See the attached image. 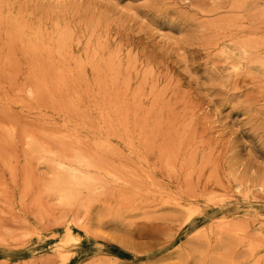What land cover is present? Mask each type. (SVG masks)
Wrapping results in <instances>:
<instances>
[{"label": "rangeland", "instance_id": "obj_1", "mask_svg": "<svg viewBox=\"0 0 264 264\" xmlns=\"http://www.w3.org/2000/svg\"><path fill=\"white\" fill-rule=\"evenodd\" d=\"M233 260L264 264V0H0V264Z\"/></svg>", "mask_w": 264, "mask_h": 264}, {"label": "bare ground", "instance_id": "obj_2", "mask_svg": "<svg viewBox=\"0 0 264 264\" xmlns=\"http://www.w3.org/2000/svg\"><path fill=\"white\" fill-rule=\"evenodd\" d=\"M244 46H245V45H244ZM245 47H247V46H245ZM248 49H249V48H248ZM241 50H242V49H241ZM243 54H244V53H243ZM253 65H255V64H253ZM257 65H258V64H257ZM261 65H262V64H261ZM261 65H260V66H261ZM233 67H235V66L233 65ZM28 145H29V144H28ZM48 151H49V150H48ZM45 152H46V151H45ZM81 156H82V155H81ZM81 156H80V157H81ZM34 157L37 158L38 155H37V156H34ZM78 157H79V156H77V159H78L77 161H79V160L81 159L80 157H79V158H78ZM36 158H35V159H36ZM59 158H60V157H59ZM67 158H68V157H67ZM69 158H70V157H69ZM72 159H73L74 162L76 161V160H75L76 158H72ZM36 160H37V159H36ZM38 160H39V159H38ZM58 160H59V159H58ZM82 160H83V158H82L80 161H82ZM80 161H79V162H80ZM38 162H39V161H38ZM42 162H43V161H42ZM69 162H70V161H69ZM74 162H73V163H74ZM39 163H40V162H39ZM80 163H81V162H80ZM55 164H56V163H55ZM57 164H58V163H57ZM74 164H76V162H75ZM81 164H82V163H81ZM77 165H78V163H77ZM58 166H59L60 169L65 170L64 167H63V164H62V165H58ZM58 166H57V167H58ZM66 167H67V166H66ZM80 167H81V166H80ZM82 167H83V166H82ZM59 168H58V169H59ZM95 168H96V167H95ZM67 169H68V168H67ZM95 170H96V169H95ZM65 171H66V173H68L67 170H65ZM59 172H60V170H59ZM70 172H71V174H75V173H76V170H75V169H71ZM60 173H61V172H60ZM62 173H63V172H62ZM62 173H61V176H63ZM110 173H111V172H110ZM110 173H109V175H110ZM71 174H70V175H71ZM87 174H88V173H87ZM65 175H66V174H65ZM76 175H78V174H75V175H74L75 178L77 177ZM89 175H90V174H89ZM89 175H88V176H89ZM61 176H59V178H60ZM86 176H87V175H86ZM70 177H71V176H70ZM78 177H79V176H78ZM83 177H84V175H83ZM83 177H82V178H83ZM91 177H92V176H91ZM109 177H110V176H109ZM111 177H113V176H111ZM61 178H62V180L65 179L64 177H61ZM61 178H60V181H59V182H61ZM75 178H74V180H75ZM79 178H80V177H79ZM85 178H86V177H85ZM89 178H90V177H89ZM92 178H93V177H92ZM95 178H96V177H95ZM113 178H114V177H113ZM83 179H84V178H83ZM115 179H116V178H115ZM67 180H68V179H67ZM70 180H73V179H70ZM74 180H73V182H74ZM85 180H86V179H85ZM89 180H90V179H89ZM79 181H80V180H79ZM86 181H88V179H87ZM92 181H93V180H92ZM57 182H58V181H57ZM57 182H56V183H57ZM63 182H64V185L61 184L62 187H63V186H64L65 188L68 187V186H65L66 184H65V181H64V180H63ZM68 182H69V181H68ZM88 182H89V181H88ZM88 182H87V183H88ZM78 183H80V182L77 181V184H78ZM83 183H84V182H83ZM69 184H70V183H69ZM75 184H76V183H75ZM75 184L73 183L74 187L76 188L78 185L76 186ZM80 184H81V183H80ZM80 184H79V186H81ZM70 185H71V184H70ZM85 185H86V184H85ZM59 186H60V184H59ZM93 187H94V186H93ZM75 188H71V189H72V190H75ZM80 188H81V187H80ZM59 189H60V188H59ZM62 189H64V188H62ZM67 189H68V188H67ZM76 189H78V188H76ZM52 190H54V189H52ZM72 190H71V191H72ZM62 191H63V190H61V192H62ZM64 191H65V189H64ZM72 192H73V191H72ZM72 192H71V193H72ZM59 194H60V193H59ZM72 194H73V196L75 195V193H72ZM72 194H71V195H72ZM71 195H70L69 192H68V193H62V194H60V198H61L62 200H64V202H67V203H68V202L70 201V199H71ZM56 196H57V194L55 193V197H56ZM75 197H76V196H75ZM57 198H58V197H57ZM61 199H59V200H61ZM72 199H73V198H72ZM75 199H76V198H75ZM71 201H72V200H71ZM67 203H65V204L68 205ZM69 203H70V202H69ZM211 203H212V202H211ZM63 204H64V203H63ZM71 204H72V202H71ZM71 204H70V205H71ZM175 204H176V203H175ZM175 204H174V205H175ZM175 207H176V206H175ZM169 208H170V207H169ZM172 208H173V207H172ZM180 208H181V207H180ZM173 209H174V208H173ZM181 209H182V208H181ZM195 209H196V208H195ZM184 210H186V209H184ZM189 211H190V210H189ZM185 212H187V211H185ZM190 212H194V213H195V211H193V210L190 211ZM187 213H188V212H187ZM196 213H197V212H196ZM187 217H191V214L189 213V215H188ZM221 217H222V216H221ZM187 219H188V218H187ZM189 219H190V218H189ZM189 219H188V220H189ZM72 220H73V219H72ZM185 220H186V219H185ZM63 221H64V220H63ZM64 222H65V221H64ZM183 222H184V221H183ZM187 222H188V221H187ZM187 222H186V223H187ZM69 223H70V222H69ZM226 223H227V222H226ZM74 224H75V223H74ZM74 224H73V225H74ZM227 224H228V223H227ZM67 225H68V224H67ZM69 225H70V224H69ZM217 225H218V224H217ZM220 225H221V224H220ZM225 225H226V224H225ZM230 225H231V224H230ZM232 225H233V224H232ZM183 226H184V224H183ZM210 226H211V224H210ZM222 226L224 227V224H222ZM222 226L219 227L218 229H219V230L222 229V228H223ZM226 226H227V225H226ZM226 226H225V227H226ZM239 226H240V225H239ZM225 227H224V228H225ZM226 228H227V227H226ZM228 228H229V227H228ZM230 228H231V226H230ZM230 228H229V229H230ZM224 230H225V229H224ZM224 230H223V231H224ZM232 230H233V229H231V232H232ZM237 230H238V228H237V229H234V232L237 231ZM242 230H243V229L238 230V232H240V231L242 232ZM214 231H216V230H214ZM225 231H226V230H225ZM217 233H218V232H217ZM226 233H227V232H226ZM229 233H230V232H229ZM66 234H67V235H66V236H67V241H70V242H71V241H73V242L75 241V239L72 238V231H71L70 229H67ZM227 234H228V233H227ZM196 235H197V234H196ZM203 235H204V234H203ZM206 235H207V234H206ZM243 235H244V234H243ZM216 236H217V235H216ZM219 236H221V235H219ZM234 237H235V236H234ZM242 237H244V236H242ZM217 238H218V236H217ZM220 238H221V237H220ZM235 238H236V237H235ZM237 238H238V237H237ZM244 238H245V237H244ZM252 238H253V237H252ZM221 239H222V238H221ZM225 239H226V238H225ZM204 240H206V239H204ZM207 240H208V238H207ZM222 240H224V239H222ZM239 240H241V239H239ZM224 241H225V240H224ZM227 241H228V240H227ZM229 241H230V240H229ZM256 241H257V239H256ZM235 242H236V241H235ZM244 242H245V241H244ZM251 243H252V242H251ZM251 243H250V244H251ZM65 244H66V243H65ZM68 244H70V243H68ZM227 244H228V243H227ZM227 244H226V246H228ZM229 244H230V243H229ZM239 244H242V241H241V243H239ZM261 246H262V245H261ZM251 247H252V246H251ZM254 247H256V246H254ZM254 247H253V248H254ZM247 248H248V245H247ZM247 248H246V250H247ZM253 248H252V249H253ZM256 248H257V247H256ZM259 248H260V246H259ZM259 248H258V249H259ZM60 249H61V248H60ZM248 249H249V248H248ZM255 250H256V249H255ZM255 250H254V251H255ZM255 252H256V251H255ZM255 252H254V253H255ZM250 254H251V253H250ZM67 255H68V254H67ZM62 256H63V255H60L61 260H62L63 262L67 261L68 258L64 257L65 255H64L63 257H62ZM68 256H69V255H68ZM261 256H262V255H261ZM261 256H258L257 258H260ZM60 257H59V259H60ZM210 257H211V256H210ZM220 257H221V256H220ZM220 257H219V258H220ZM222 257H223V256H222ZM262 257H263V256H262ZM262 257H261V258H262ZM213 258H214V260L216 259L215 257H213ZM217 258H218V257H217ZM261 258H260V259H261ZM210 259H211V258H210ZM199 260H200V259H199ZM223 260H224V259L222 258V261H223ZM227 260H228V259H227ZM230 260H231V259H230ZM215 261H216V260H215ZM257 261H260V260L257 259L256 262H257ZM199 262H200V261H199ZM201 262H202V261H201ZM224 262H225V261H224ZM226 262H227V261H226ZM233 262H234V264H235V261H234V260H233ZM196 263H197V262H196ZM215 263H217V262H215ZM220 263H221V262H220ZM230 263H232V262H230ZM230 263L228 262V264H230ZM201 264H202V263H201ZM218 264H219V263H218ZM225 264H226V263H225ZM232 264H233V263H232ZM253 264H254V262H253ZM256 264H257V263H256ZM258 264H259V263H258Z\"/></svg>", "mask_w": 264, "mask_h": 264}]
</instances>
